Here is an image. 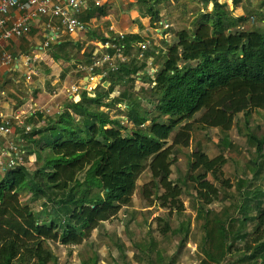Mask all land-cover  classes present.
<instances>
[{"label":"trees","instance_id":"1","mask_svg":"<svg viewBox=\"0 0 264 264\" xmlns=\"http://www.w3.org/2000/svg\"><path fill=\"white\" fill-rule=\"evenodd\" d=\"M167 1L136 3L143 9V16L149 18L150 27L156 28L161 20L160 5ZM231 1L236 6V0ZM207 2H211V10L207 11L206 5L202 7L192 31H176L175 41L160 51L163 62L153 79L145 72V60L152 54L146 51L144 61L132 58L129 65L103 79L109 83L106 92H97L94 97L81 93L78 101L63 107L29 134L20 135L25 141L24 160L35 156V169L32 172L23 166L0 175V264H55L50 244L80 246L100 225L115 220L120 212L126 215L136 182L146 170L151 179L142 187V199L166 210L167 217L181 215L185 210L183 190L171 179L172 149L188 147L194 131L217 128L227 141V133L241 113L247 132L244 135L255 144L257 158L264 156V135L257 139L249 130L252 113L264 108V29L245 30V15L235 16L234 9L229 10L219 0ZM97 12L103 13L99 8L92 9L80 19L95 18ZM89 34L91 38L96 36L94 31ZM140 40L138 35L129 36L127 46ZM64 45L67 44L59 43L57 47ZM85 55L86 64H90V54ZM52 58L59 59L56 54ZM138 72L149 86L141 89V96L103 102L113 92L116 80L128 79L133 83L132 76ZM139 101L152 107L157 120H150L153 111L144 109ZM116 103L122 106V119L109 115L110 107ZM34 118L29 115L25 125ZM123 119L127 125L122 124ZM177 128L169 145L170 134ZM21 129L24 132L22 126ZM225 164L224 156L209 158L199 148L192 153L189 164L188 181L193 184L198 201L196 215L205 220L203 241L205 246L209 245L203 264H222L237 240L245 242L244 255L239 258L242 262L264 264L263 210L255 218L240 221V231L247 222H256L252 229L256 234L253 245L245 241L248 234L241 232L231 235L229 242L228 224L206 219V207L219 198L218 188L207 176L221 188H231L229 180L223 178ZM241 185L242 182L238 187ZM24 193L29 196L26 202L21 200ZM243 196L250 199L249 192ZM35 203L39 210L32 208ZM230 220L232 225L235 220ZM155 221L162 237L189 233L188 225L183 223L171 229L166 217H157ZM152 234L148 230L146 240L135 247L143 257L139 258L141 261H151L156 252L161 263L162 255ZM81 264L96 263L87 258Z\"/></svg>","mask_w":264,"mask_h":264},{"label":"rangeland","instance_id":"2","mask_svg":"<svg viewBox=\"0 0 264 264\" xmlns=\"http://www.w3.org/2000/svg\"><path fill=\"white\" fill-rule=\"evenodd\" d=\"M129 6L126 10L133 12L139 31L145 33L157 46L149 49L152 53L148 62L158 70L163 62L160 54L162 49L171 45L175 41L174 33L176 31L186 29L192 31L193 21L202 10L200 2L202 0H169L160 5V18L170 24L169 31L161 38L155 33H150L145 29L148 27L147 19L143 18L144 11L139 6L133 4L135 0H125ZM238 8H241L242 15L247 17V22L243 25V29H264V0H237ZM136 4V3H135ZM137 5V4H136ZM231 5V4H230ZM236 6H234L235 8ZM103 8V7H102ZM233 8V7H232ZM103 13L96 17V21L91 25L93 30L96 27L97 35L103 36L106 32V25L103 24L105 16H114L118 14L119 9L114 7H104ZM230 10V9H229ZM210 11V10H207ZM234 15L235 10H234ZM250 16V18H249ZM102 27V28H101ZM150 27V25H149ZM99 31V32H97ZM152 31V30H150ZM32 33H30L31 35ZM165 34V36H164ZM91 34L68 36L61 34L60 43L67 44L58 49L56 44L46 51L47 58L36 64V74L30 80H26L21 73H15L4 86L6 95L5 100H11L10 105L15 113L19 114V119L9 118L15 128L17 136L23 132L21 125L29 120V115H34V119L28 125L32 128H38L48 119L58 114L63 107L69 103H74L68 99L67 91L70 86L76 85L83 87L84 73H80L77 66H88L86 64V55L91 52L93 46L91 44ZM44 39H40L39 44L42 45ZM21 52L29 55L32 50L26 41L21 38ZM27 48V50H25ZM29 48V49H28ZM156 49V52H154ZM134 55H135V51ZM56 54L59 59L54 60L52 55ZM69 61H66L65 58ZM90 60V59H89ZM149 67L145 66V72ZM151 70L149 69V72ZM140 74V72H139ZM136 77L132 83L128 79L116 80L115 88L110 97L104 98V103H112L113 100L141 96V89H147L149 86L140 77ZM90 86L94 87L88 93L90 96L104 93L109 89V83L101 81L99 77L90 82ZM82 93V92H81ZM78 101V100H77ZM109 101V102H108ZM142 103V101H139ZM144 105V102L141 104ZM121 105L111 106L109 115L112 118L120 117L119 113ZM144 109L153 111L151 106L144 105ZM38 113L41 117L37 116ZM200 116L198 114L197 118ZM122 119V118H121ZM150 120H157V113L153 111ZM122 124H126V119L121 120ZM250 133L257 139L264 135V108L256 110L252 113L249 121ZM178 132L175 129L168 139V144L173 143V139ZM247 132L244 128L243 114H238L234 119L232 129L227 133L228 139L224 140V134L217 128H210L205 131H194L188 147L174 146L172 149V174L173 182L182 186L183 194L181 200L184 205V212L181 215H170L166 210L161 209L157 204L150 205L141 197L142 187L150 181L149 171L146 170L136 182V190L128 206L127 214L120 212L115 220L105 222L94 230L89 239L80 246H62L58 244H50L53 252L55 264H81L82 259L91 258L96 264H203L205 261V250L209 245L204 244V230L202 225L204 219H197L198 201L195 199L193 184L188 181L190 173L189 164L192 162V153L199 148L209 158L222 155L226 160V164L222 168L223 178L229 180L231 188H221L220 184L214 182L210 175L207 180L219 190V198L212 205L207 206V218L211 220H220L228 224L227 231L230 233L229 242L232 241L231 235L241 232V235L248 234L245 241L253 245L252 240L256 234L252 233L256 222H247L242 231H240V221L245 217L255 218L260 210L264 211V156L257 158L256 146L249 141L244 134ZM264 155V147H263ZM26 167L30 171L35 169V156H28L25 161ZM256 172V173H255ZM0 175L5 173L0 172ZM242 185L238 187L240 183ZM262 191V194L256 193V190ZM249 192L250 199L246 200L243 193ZM28 195L23 194L21 200L26 202ZM39 204L35 203L32 208L39 210ZM157 217H166L169 221L171 229L178 228L180 223L188 225L189 233L185 236L183 233L177 235L168 234L162 237L158 232V224L155 221ZM235 222L230 225L231 220ZM152 231V236L156 242V248L162 255V262L157 261L156 252L152 253L151 261L143 259L135 247L136 243H142L146 240L147 231ZM245 242L237 240L231 250V254L227 255L222 264H257L256 262L241 261L244 255ZM217 248L215 247L213 253ZM138 254V255H137ZM140 258V259H139ZM242 262V263H241ZM52 264V263H50Z\"/></svg>","mask_w":264,"mask_h":264},{"label":"built area","instance_id":"3","mask_svg":"<svg viewBox=\"0 0 264 264\" xmlns=\"http://www.w3.org/2000/svg\"><path fill=\"white\" fill-rule=\"evenodd\" d=\"M103 3V0H0V72L3 69L22 72L23 77L30 80L36 74V64L40 58L36 53L13 56L4 49L3 44L13 38L26 37L33 24L42 19H45L44 42L41 45V50L44 51L53 44L58 45L61 34L74 37L93 32L91 25L81 20L80 16L93 8H102ZM15 12L18 13L17 16L14 15ZM170 28V24L160 20L152 33L162 35ZM109 31H113V28ZM128 37L129 35L125 33H114L105 36V41L96 40L95 44L91 43L93 46L91 52L89 51L91 63L85 67L77 66L79 72L84 73V85L82 88L72 85L66 89L68 99L76 102L81 92L90 96L88 92L94 88L90 86V82L95 78L99 77L103 81L110 73H117L121 67L129 65L132 58L144 61V53L157 46L154 39L146 36L141 37L138 42L130 43L128 47L126 42ZM150 57L145 60L147 67L152 66L148 62ZM149 69L146 70V74L153 79L157 70L154 67ZM136 76L142 75L138 72ZM13 119L18 120L19 117ZM21 126L24 135L32 132L29 125ZM24 145V139L16 135L10 119L0 117V172L5 173L26 166Z\"/></svg>","mask_w":264,"mask_h":264},{"label":"crops","instance_id":"4","mask_svg":"<svg viewBox=\"0 0 264 264\" xmlns=\"http://www.w3.org/2000/svg\"><path fill=\"white\" fill-rule=\"evenodd\" d=\"M104 3H103V8L108 6V7H114L116 9H119V12L117 15L112 16H106V18L104 19V22L103 24L106 25V32L103 30L100 29V32L104 33L103 37L107 36V35H113L114 33H125V34H128L129 36H133V35H138L140 37H145V35H147L145 33V31H139L138 27L136 24H131L133 23V20L135 19V17L137 16H134L133 12H129L126 10V6H129L128 3H126L125 0H103ZM199 1V0H198ZM208 0H202L200 2V4L202 5V7L204 5H206V8L207 10H211L212 8V4L211 2H207ZM221 3H226L228 8L230 10L234 9L235 10V14L236 16H239V15H242L241 13V8H238V2L236 0V7L234 8V5L232 3L231 0H219ZM136 3V0L134 1ZM207 2V3H206ZM135 3H133L136 6ZM231 4V5H230ZM233 7V8H232ZM103 8H100V10H102ZM93 9H97V8H93ZM92 10V9H91ZM97 11V10H96ZM89 12V11H88ZM88 12L87 13H84L80 16L81 17H85L88 15ZM99 12V11H98ZM97 12V13H98ZM103 12V10H102ZM100 13H98V16H99ZM15 16L18 15L17 12L14 13ZM145 18V17H143ZM145 19H147L146 22H148L149 24V18L146 17ZM89 25L93 24L95 21H96V17L95 18H90L88 20H85ZM44 23H45V19H42L40 22H36L33 24L32 28H31V31L30 33H32L30 35V33L24 37L23 39L26 41L27 45H32L30 46L29 48H31L32 52L31 53H36L37 56L40 58L38 63L40 61H44L45 58H47V50L44 51V50H41V44H39L40 42V39H44ZM150 25V24H149ZM148 27L145 26V29L143 28L142 30H148L149 34L152 32L150 30H153L152 27ZM102 28V27H101ZM110 28H113V31H109ZM96 27H94L93 31H94V34L96 36H94L91 40V43H94L95 44V41L96 40H101L99 38V33H96ZM99 32V31H97ZM167 32H165L166 34ZM152 34V33H151ZM164 34V36H165ZM162 35H158V37H162ZM4 46V49L6 51H8L10 54H12L13 56H19V55H22L23 53L21 52V39H18V38H13L7 42H5L3 44ZM28 48V49H29ZM27 50V48L25 49ZM15 73H21L22 72H11L10 70H6V69H3L1 72H0V117H3V118H17L19 117V114L20 113H15L13 111V108H11V105H10V101L5 100L3 97L6 95V91L4 89V87H7V86H4L5 83L10 80L12 78V76L15 74Z\"/></svg>","mask_w":264,"mask_h":264}]
</instances>
